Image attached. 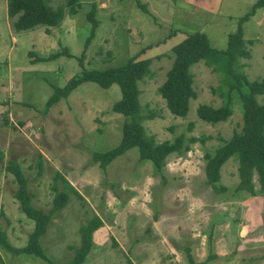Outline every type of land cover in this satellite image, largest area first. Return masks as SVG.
<instances>
[{
	"label": "rangeland",
	"instance_id": "1",
	"mask_svg": "<svg viewBox=\"0 0 264 264\" xmlns=\"http://www.w3.org/2000/svg\"><path fill=\"white\" fill-rule=\"evenodd\" d=\"M65 1L49 3L56 7ZM254 1L79 0L74 14L66 9L61 25L15 32L16 18L8 16L6 0H0V228L12 246L21 247L34 225L13 195L17 184L5 169L10 160L27 177L35 207L50 208L56 172L83 197L69 192L68 203L40 237L47 260L0 246L2 264H66L80 245V225L94 214L102 225L93 233V247L83 264H128L127 253L136 264H187L182 247L195 250L196 259L204 264H264V198L235 190L239 181L235 157L221 168V182L227 187L221 194L205 183L198 143L182 157L169 156L161 171L150 160H140L137 147L104 169L93 160V152L117 145L128 120L111 109L121 96L119 86L102 88L86 81L44 109L53 86H64L83 68L105 69L129 57L146 58L150 72L138 82L145 135L155 142L180 133L210 135L206 147L212 149L242 124L237 100L225 121L210 124L196 114L199 104H222L220 73L202 61L191 67L197 96L184 118L169 113L158 88L173 61V44L187 33L201 31L213 48L224 49L228 34ZM90 13L96 25L88 42ZM242 28L243 37L254 43L247 44L251 56L239 60L240 70L249 80L263 79L264 9L257 8ZM64 50L72 56L40 61ZM258 101L264 103V94ZM191 121L194 127L189 132L186 125ZM111 237L117 240L116 247ZM142 237L136 250L127 248L128 242Z\"/></svg>",
	"mask_w": 264,
	"mask_h": 264
},
{
	"label": "trees",
	"instance_id": "2",
	"mask_svg": "<svg viewBox=\"0 0 264 264\" xmlns=\"http://www.w3.org/2000/svg\"><path fill=\"white\" fill-rule=\"evenodd\" d=\"M50 0H6L7 14L16 19L13 22L15 32L32 30L37 26L57 27L63 21L66 9L68 14L76 12L79 0H66L64 5L52 6ZM139 4V3H138ZM144 9L143 4H139ZM257 8L264 9V0H255L250 12L238 19L237 29L228 34L227 46L224 49L213 48L204 32L196 31L187 33L171 47L173 61L166 73L165 81L159 86L158 93L165 100L169 113L175 117L184 118L189 110L190 102L195 99L197 93L193 87V74L191 67L199 61L221 75V83L217 86L222 104L218 107L209 104H199L196 114L201 120L215 124L225 121L233 113L232 104L239 102L241 106L242 124L239 130H234L227 139H222L221 144L212 149L206 147V142L211 139L210 135H186L180 133L172 139L155 142L144 133L142 125L143 115L139 104L138 82L150 72V60L146 58L129 57L124 63L105 69L83 68L77 75L71 77L64 86H53V93L45 103V110L50 108L61 98L68 96L81 83L90 81L102 88H109L117 84L121 96L111 107L114 112L128 118L122 125V138L117 145L103 152H93V160L102 168L117 156L124 154L128 149L137 147L140 160H150L155 170L161 171L169 156L182 157L191 151L193 144H200L205 160L204 174L205 183L212 191L221 194L227 187L221 182V168L230 159L235 157L238 162L239 181L236 191H246L252 196L259 195L264 198V103L258 101V96L264 94V78L249 80L240 70L243 65L240 59H247L251 51L247 44L254 43L243 37L242 24L252 16ZM95 10L93 4L92 9ZM90 36L96 25L93 13H90ZM61 55L72 56L67 50L51 54L41 58L40 61H48ZM83 64L82 56L79 58ZM194 122L186 125V130L192 131ZM41 158V156H40ZM38 175L41 174V161L37 164ZM6 171L13 175L17 184L14 197L19 203V210L33 221V229L28 234L27 243L21 247L12 246L6 238L5 232L0 228V246L12 251L14 254H28L47 260L39 239L46 232L52 217L55 216L70 199L69 192L78 198H83L78 191L60 173L56 172L53 180L55 196L48 210L37 208L33 205L28 192V179L19 164L10 160L5 165ZM58 181L61 183L59 187ZM264 224V213H263ZM102 225L101 219L94 214L87 223L81 224L79 233L80 245L75 247L74 255L66 264H83L93 247V233ZM264 227V225H263ZM112 245L117 246V241L111 237ZM189 248V247H187ZM187 264H204L194 261L191 251L186 250ZM126 254V252H124ZM126 262L133 264L129 255L126 254ZM212 258V255H210ZM0 264L1 261H0Z\"/></svg>",
	"mask_w": 264,
	"mask_h": 264
},
{
	"label": "crops",
	"instance_id": "3",
	"mask_svg": "<svg viewBox=\"0 0 264 264\" xmlns=\"http://www.w3.org/2000/svg\"><path fill=\"white\" fill-rule=\"evenodd\" d=\"M117 241V240H116ZM142 241H143V237L142 238H139V239H136L135 242L133 244H130V242H128V245H127V248L130 249V251L132 250H136L137 247H139V245L141 244L142 245ZM122 248V247H121ZM180 248V247H179ZM182 250L186 252V250H189L191 251L192 255L195 257L196 259V256H197V253L195 252V250L193 251L190 247L187 248V247H182ZM129 255V253H127ZM132 262L134 263L133 261V258L131 259ZM168 261L171 260V258L167 259ZM197 260V259H196ZM199 261V260H197ZM136 264V263H134Z\"/></svg>",
	"mask_w": 264,
	"mask_h": 264
}]
</instances>
